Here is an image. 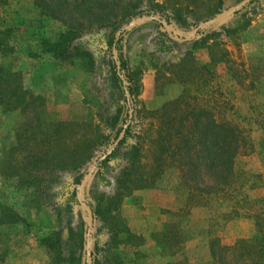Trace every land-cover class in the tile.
Returning a JSON list of instances; mask_svg holds the SVG:
<instances>
[{"label":"rangeland","instance_id":"rangeland-1","mask_svg":"<svg viewBox=\"0 0 264 264\" xmlns=\"http://www.w3.org/2000/svg\"><path fill=\"white\" fill-rule=\"evenodd\" d=\"M49 1L69 13L59 21L36 0H0V31H9L12 48L0 55V65L20 74L21 97L10 110L0 106V264H68L67 229L78 231L83 223L86 235L89 210L82 203L84 213L76 214L72 191L91 167L89 200L104 207L114 195L125 162L97 169L110 103L121 97L103 81L105 41L127 11L135 14L131 21L151 18L126 37L128 67L138 73L131 143L139 147L128 187L140 175L153 179L145 188L121 191L106 221L96 217V252L88 248L86 261L264 264V0L221 20L219 30L189 38L198 25L244 0ZM158 17L184 40L152 19ZM67 30L91 54L92 70L41 52L42 39ZM169 40L179 44L178 59L171 57ZM183 91L186 101L196 98L216 121L237 127L245 141L222 192H188L176 158L165 154L155 162L161 107ZM107 227L118 230L116 238H109ZM55 233L57 250L46 242Z\"/></svg>","mask_w":264,"mask_h":264},{"label":"trees","instance_id":"trees-1","mask_svg":"<svg viewBox=\"0 0 264 264\" xmlns=\"http://www.w3.org/2000/svg\"><path fill=\"white\" fill-rule=\"evenodd\" d=\"M36 1L40 3L43 10H47L52 18L59 21L62 20L59 17L61 13H69L63 10V7H60L61 3L49 0ZM261 1L251 0L240 9L234 11L231 16H235L240 11L249 9ZM134 17L135 14L132 11L125 12L121 22L113 26L106 37L105 46L108 58L105 69L106 75L103 81L108 82L110 89L117 90L121 97L110 103L111 115L108 119V127L105 136H103L104 143L101 148L102 155L105 156L97 161V169L105 166L113 169L114 164L119 160H123L125 166L115 179L116 188L114 195L107 200L108 203L104 207L101 206V200L95 203L87 197L90 175L81 187L80 183L82 180L76 179L77 187L72 191V201L76 204V214L81 216L84 213L78 200L89 208L91 214L92 228L89 234L91 255L96 252V242L98 240L95 238L96 232L94 229L96 217L106 221L107 217L110 218V211H113L110 206L116 201L121 191L145 188L153 179L151 175H147V177L140 175L135 178L136 184L133 187H128L129 178L132 176V171L136 166V157L139 154L138 145L131 143L136 133L133 100L138 90V73L128 67V59L125 53L126 37L128 32L133 29H127V26ZM157 21L161 23V18L158 17ZM221 24L222 22H217L204 29L196 30L195 34L204 36L219 30ZM8 33V30L0 31L1 56H5L12 51L8 44ZM77 36V33L73 30L61 31L52 38L42 39L39 43V48L43 54H48L57 61L77 60L81 64L83 62L88 70H92L94 60L91 54L83 49V46L77 41ZM180 38L184 40V37ZM202 38L204 41L205 38ZM169 42L174 49L171 57L178 59L180 56L179 44L172 40H169ZM113 52L115 53L114 56ZM190 75L191 73L189 72L187 76L189 77ZM19 89L20 74L11 71L8 66L0 65V106H6L10 110L13 107L11 105L12 102H15L14 105H16L21 99ZM186 95V92L183 91L177 98L161 107L160 115L163 119L161 120V131H159L156 139L157 148L155 151H157L158 161L155 160V162L159 163L160 157L165 154L173 160L176 158L177 161L175 162L178 164L177 169L180 173L182 185L188 192L208 195L213 192H222L230 183L233 176V159L244 148L245 141L237 127L228 122L216 121L208 107H202L197 104L198 101L194 97H191V101L195 99L194 101L197 103H189L188 100L186 101ZM260 126L264 132V114ZM120 133L121 138L111 152L106 155L105 151ZM121 150L125 151L122 152ZM203 178H206L208 183H204L202 181ZM200 183L201 185H199ZM83 227V223H81L78 231L77 229L74 231L71 228L67 229L69 242H71V246L67 242L68 264H87L84 251L85 232ZM107 230L109 238H116L118 233L116 228L107 227ZM46 242L56 250L60 247V237L57 233L46 238ZM91 264H98V262H91Z\"/></svg>","mask_w":264,"mask_h":264},{"label":"water","instance_id":"water-1","mask_svg":"<svg viewBox=\"0 0 264 264\" xmlns=\"http://www.w3.org/2000/svg\"><path fill=\"white\" fill-rule=\"evenodd\" d=\"M249 1H251V0H244L243 3H241L240 5H238V6H236V7H233L231 10L227 11V13H226L227 15H225V16H216V17H214V18H212V19H209V20H207L206 22H204V23L198 25L196 29H204V28H206V27L209 26V25L215 24V23L220 22L221 20H223V19H225V18H228L229 16H231V14H232L234 11H236V10L239 9L240 7L244 6V5L247 4ZM150 19H151V18H148V17H145V16L138 17V18L134 19L133 21H131V22L128 24L127 29H131V28L135 27L138 23H140V22H142V21H145V20H150ZM152 19H153V20H157V18H152ZM161 24H162L163 28H164L166 31L171 32V33H172L173 35H175L176 37H184L181 33L177 32V31H171L170 28H169L165 23L161 22ZM194 33H195V30L192 31V32L190 33L189 36H185V38H189V37L193 36ZM112 54H113V56L115 55L114 52H113ZM120 138H121V133L118 135L117 139L112 143V145H111L110 147H108V149L106 150V153H105L106 155L109 154V153L111 152L112 148L116 145V143L118 142V140H119ZM104 156H105V155H103V156L100 158V160L103 159ZM92 168H93V167H91V168L89 169V171H88V174H87L86 176L83 177V179H82V181H81V183H80V187H81V185L83 184V182L86 180V178L88 177V175H89V173L91 172ZM78 202H79L81 208H85V206H84L79 200H78ZM86 213H87V216H86V226H87V229H86V235H85V253H86V255H87V253H88V248H89V233H90V227H91V214H90L89 210H86ZM87 264H89L88 261H87Z\"/></svg>","mask_w":264,"mask_h":264}]
</instances>
